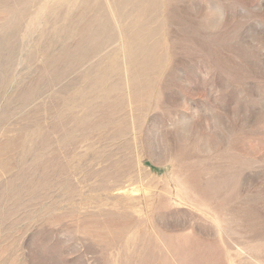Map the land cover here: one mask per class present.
I'll list each match as a JSON object with an SVG mask.
<instances>
[{"label": "rangeland", "instance_id": "obj_1", "mask_svg": "<svg viewBox=\"0 0 264 264\" xmlns=\"http://www.w3.org/2000/svg\"><path fill=\"white\" fill-rule=\"evenodd\" d=\"M0 0V264H264V0Z\"/></svg>", "mask_w": 264, "mask_h": 264}, {"label": "bare ground", "instance_id": "obj_2", "mask_svg": "<svg viewBox=\"0 0 264 264\" xmlns=\"http://www.w3.org/2000/svg\"><path fill=\"white\" fill-rule=\"evenodd\" d=\"M119 1V0H118ZM121 5L123 3H127V4H132L135 6L136 9H138L140 7V3L138 0H120Z\"/></svg>", "mask_w": 264, "mask_h": 264}]
</instances>
